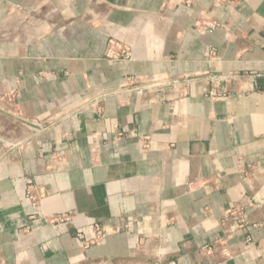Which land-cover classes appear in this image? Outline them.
<instances>
[{
    "label": "crops",
    "instance_id": "1",
    "mask_svg": "<svg viewBox=\"0 0 264 264\" xmlns=\"http://www.w3.org/2000/svg\"><path fill=\"white\" fill-rule=\"evenodd\" d=\"M0 264H264V0H0Z\"/></svg>",
    "mask_w": 264,
    "mask_h": 264
},
{
    "label": "built area",
    "instance_id": "2",
    "mask_svg": "<svg viewBox=\"0 0 264 264\" xmlns=\"http://www.w3.org/2000/svg\"><path fill=\"white\" fill-rule=\"evenodd\" d=\"M114 47H120L115 42L109 41V55L112 57H127L129 56V52L127 48H120V51L115 53ZM45 125L37 123L35 127H33V131L40 132L45 129ZM27 197L30 199L33 206H37L41 199L43 198L42 193H38V196L31 194L30 191L27 192ZM246 211L242 206L238 205L235 207H230L224 215L222 220V225L228 220H235L234 225L236 227H242L245 223ZM237 216V217H236ZM70 219L69 214L62 215H51L47 217V222L55 225L66 224ZM109 233V230L105 224L102 223H90L85 225L84 227H80L75 231V241L81 251H86L89 247L101 242L103 238ZM250 240V239H248ZM225 257H230V253L226 250H223Z\"/></svg>",
    "mask_w": 264,
    "mask_h": 264
}]
</instances>
